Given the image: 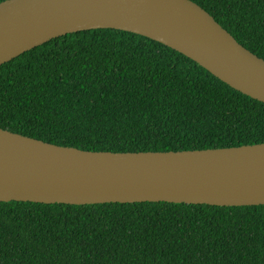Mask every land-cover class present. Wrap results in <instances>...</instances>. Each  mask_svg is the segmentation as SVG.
I'll list each match as a JSON object with an SVG mask.
<instances>
[{
    "label": "trees",
    "instance_id": "obj_1",
    "mask_svg": "<svg viewBox=\"0 0 264 264\" xmlns=\"http://www.w3.org/2000/svg\"><path fill=\"white\" fill-rule=\"evenodd\" d=\"M190 1L264 60V0ZM0 129L94 152L221 149L264 143V104L156 41L97 29L0 66ZM0 264H264V205L0 202Z\"/></svg>",
    "mask_w": 264,
    "mask_h": 264
},
{
    "label": "water",
    "instance_id": "obj_2",
    "mask_svg": "<svg viewBox=\"0 0 264 264\" xmlns=\"http://www.w3.org/2000/svg\"><path fill=\"white\" fill-rule=\"evenodd\" d=\"M114 29L182 54L264 104V60L190 0H5L0 66L46 42ZM0 202L264 205V143L178 152H94L0 129Z\"/></svg>",
    "mask_w": 264,
    "mask_h": 264
}]
</instances>
